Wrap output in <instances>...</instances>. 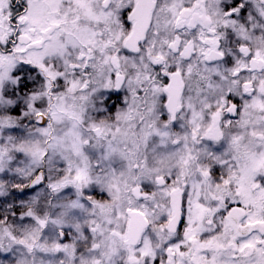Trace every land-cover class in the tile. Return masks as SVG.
Listing matches in <instances>:
<instances>
[{"label": "snow or ice", "instance_id": "snow-or-ice-1", "mask_svg": "<svg viewBox=\"0 0 264 264\" xmlns=\"http://www.w3.org/2000/svg\"><path fill=\"white\" fill-rule=\"evenodd\" d=\"M0 264H264V0H0Z\"/></svg>", "mask_w": 264, "mask_h": 264}]
</instances>
